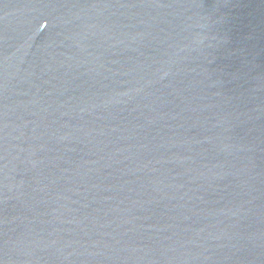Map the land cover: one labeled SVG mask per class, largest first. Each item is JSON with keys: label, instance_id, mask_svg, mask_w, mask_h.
I'll use <instances>...</instances> for the list:
<instances>
[{"label": "water", "instance_id": "obj_1", "mask_svg": "<svg viewBox=\"0 0 264 264\" xmlns=\"http://www.w3.org/2000/svg\"><path fill=\"white\" fill-rule=\"evenodd\" d=\"M0 264H264V0H0Z\"/></svg>", "mask_w": 264, "mask_h": 264}]
</instances>
